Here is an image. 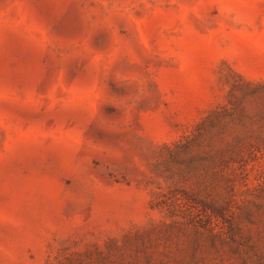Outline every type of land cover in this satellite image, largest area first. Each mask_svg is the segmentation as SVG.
Here are the masks:
<instances>
[{
  "label": "rangeland",
  "instance_id": "obj_1",
  "mask_svg": "<svg viewBox=\"0 0 264 264\" xmlns=\"http://www.w3.org/2000/svg\"><path fill=\"white\" fill-rule=\"evenodd\" d=\"M247 82L264 84V0H0V264H264V152L220 184L221 233L149 208L184 168L161 146ZM230 124L264 147V121Z\"/></svg>",
  "mask_w": 264,
  "mask_h": 264
},
{
  "label": "trees",
  "instance_id": "obj_2",
  "mask_svg": "<svg viewBox=\"0 0 264 264\" xmlns=\"http://www.w3.org/2000/svg\"><path fill=\"white\" fill-rule=\"evenodd\" d=\"M244 87L246 91L242 92L238 105L230 103L229 108L214 112L198 123L194 135L197 153H192L191 143L194 140L191 141L187 136L161 146L162 158L168 159L172 164L183 165L184 168L180 171L166 169L165 180L171 185L177 184L179 190L172 193L168 186L157 188L158 191L152 192L149 201L151 210L163 212L174 224H191L198 227V222L193 224L194 221L190 220L198 213L199 208L208 218V224L216 227V233H221L226 226H231L228 201L220 199L221 191L230 197L234 188L233 178L239 174L235 165L247 160L256 161L258 155L264 152V147H261L263 141L259 135L253 140L250 139L251 136L242 137L243 133L247 132L245 130L232 135L230 123L234 119L245 118L251 124L264 121V84L247 82ZM245 102L255 108L251 112L247 111ZM228 119L229 122H226ZM245 172L246 170H243L244 178ZM176 174L178 180L174 181ZM207 175L218 185L217 198L214 200L204 198L198 193V181H202ZM192 178L194 185L184 189L181 184ZM221 183H224L225 187L219 191ZM187 207L190 208L186 209ZM191 208L195 211H190Z\"/></svg>",
  "mask_w": 264,
  "mask_h": 264
}]
</instances>
